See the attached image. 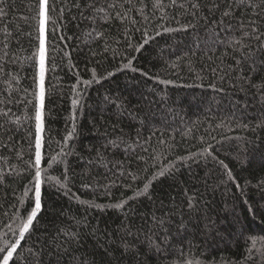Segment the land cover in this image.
Returning a JSON list of instances; mask_svg holds the SVG:
<instances>
[{
  "label": "trees",
  "instance_id": "16d2710c",
  "mask_svg": "<svg viewBox=\"0 0 264 264\" xmlns=\"http://www.w3.org/2000/svg\"><path fill=\"white\" fill-rule=\"evenodd\" d=\"M35 2L4 0L0 4V124L4 125L0 128V247L15 239L4 224L12 222L9 217L28 181L18 173L23 171L29 152V124L24 117L31 112L26 100L31 98L34 69L26 58L37 43L32 19ZM86 2L55 0L65 13L57 38L50 41L58 50L52 60L56 68L46 75V136L52 137L48 142L52 152L58 150L72 127L71 115L77 113V135L69 142L75 154L68 157L69 183L77 198L49 189L43 218L28 244L49 232L60 238L67 228L82 231L85 238L67 251L61 250L59 257L53 248L46 264H57L58 259L59 264H264V217L248 211L250 206L264 208V103L255 88L241 92L228 79V75L239 74L236 59L241 58L228 45L241 38L243 27L256 18L255 11L240 7L237 0L233 14L224 18L222 12L233 0H202V19L197 26L172 31L191 19L179 7L184 4L186 8L189 0H177L176 7L163 9H153L152 0H143V5L134 0L135 11L127 13V21L109 23L85 19L80 13L90 15L83 7ZM163 2L169 5V0ZM213 2L220 10L213 9L210 14ZM75 3L81 8L74 7ZM141 7L148 19L140 14ZM133 20L138 23H131ZM257 25L264 31V17L257 18ZM144 30L154 40L146 46L147 51L133 53L127 44L142 42ZM100 31L105 35L97 38L95 33ZM251 51L255 65L244 64V75L264 86V51L256 42ZM130 54L137 56L134 66L147 76L125 70L93 83L87 91L77 83V76L81 81L90 79L93 69L98 76L107 75V70L115 72ZM253 66L256 72L249 70ZM230 67L221 80L220 69ZM74 84L84 92L76 109L71 103L76 95ZM111 100L123 103L121 115L116 114ZM121 131L130 147L113 151L123 168L93 169L89 174L83 167L89 154L106 139L119 137ZM205 149L212 151L215 159L208 157ZM218 160L233 172L235 184L227 179ZM171 165L176 166L173 175L153 182L152 199L140 197L129 200L131 207H112L142 189L146 177L161 166ZM97 171L101 175L97 176ZM129 172L139 178L133 180ZM105 184L111 185L109 194H105ZM81 200L94 201L96 206L81 204ZM149 237L159 250H150ZM253 238L257 243L250 255ZM126 246L134 255L124 251Z\"/></svg>",
  "mask_w": 264,
  "mask_h": 264
},
{
  "label": "snow or ice",
  "instance_id": "6c2138e0",
  "mask_svg": "<svg viewBox=\"0 0 264 264\" xmlns=\"http://www.w3.org/2000/svg\"><path fill=\"white\" fill-rule=\"evenodd\" d=\"M138 2L143 5V0H138ZM3 3L4 0H0V4ZM236 3L237 0H233L232 3L228 4L227 10L222 12L224 18L233 14L232 9L236 6ZM238 3L240 7L253 9L256 18L250 19L247 26L243 27L240 39L228 45V47L232 48L234 52L240 53L241 58L236 59L237 67L235 70L239 74L228 75L231 67L229 70L220 69V72L223 73L220 75V79L223 80L225 75H228V79L233 83V87L241 92L247 93L249 89L255 88L256 91L260 93L261 102L264 103V91H262V87L264 86L253 83L251 76L244 75L245 69L243 67L244 64L249 63L255 65V60L253 59V53L251 51L253 42H256L260 51H264V43H262V41H264V31H261L257 25V18L264 17V0H250L249 3H246L245 0H238ZM121 5H124L123 11H121ZM73 6L77 9L81 8L80 3H75ZM151 6L153 9H163L168 6L176 7L177 0H169V5H165L163 0H152ZM83 7L90 15L86 16L84 11L80 14L84 16L85 19H90L97 23L99 20H103L104 23H109L111 20H120L121 22L127 21L129 19L127 13L130 10L135 11L134 0H102V2L101 0H87ZM179 7L184 9V14L186 16H191V19L187 21V24L181 25V29H172V31H187L189 28H195L197 22L202 19L199 16L202 7V0H196V2L189 0L186 8L184 4H180ZM213 9L219 11L220 5L213 2L212 7L209 8L210 14L213 12ZM33 11L34 15L32 19L36 22L35 32L37 43L34 46L35 50L32 52L31 57L26 58L30 59L31 67L34 71L32 77L31 98L26 100V105L31 106V112H26L24 117L29 124V152L23 171L18 173L19 175H26L28 181L23 186L22 196L18 199V205L14 206V211L9 217L12 222L4 224V227L11 232L15 239L11 242H5L4 245L0 247V264H46L45 258L49 256L53 248L56 250V255L59 257L61 250L67 251L68 247H71L73 243H78L80 239L85 238L82 231H69L65 228L61 232L60 238L53 237L49 232L44 235L43 239L36 237L32 244H28V241L33 240V237L38 231L36 224L43 218L42 213L46 206L44 197L48 194L49 189L53 190L56 194H62L65 197L71 196L74 199L77 198L69 183L71 169L68 160L70 155L75 154L72 151L69 142L77 135L75 124L77 113L73 112L71 115L70 121L72 122V127L67 129V134L63 137V140L59 142L58 150L55 152L51 151V145L48 142L52 137L46 136L48 131L46 127V100L48 97L46 75L49 70H55L56 65L52 60L58 51L55 44L50 43V41L57 38V27L64 17L65 8L63 6L57 8L55 0H52L51 3L50 0H36L33 5ZM0 14H3L2 8H0ZM140 14L144 16V19H148V17L144 15L143 7L140 8ZM173 18L175 17L173 16ZM161 19H164L163 15L161 16ZM177 22L179 23V21ZM219 22L223 23L224 21L221 20ZM131 23L135 24L138 22L133 20ZM241 23L243 24V22ZM100 26L102 27V25ZM165 31H168V29H165ZM29 35H31V33ZM89 35H92V33H89ZM95 35L99 38L103 37L105 33L100 31L96 32ZM156 35L158 36L160 33L157 31ZM58 38L61 40L65 39L63 36H59ZM152 40H154V37L144 30L142 31V42L136 45L129 42L127 48L131 49L133 53H142L143 51L148 50L146 46H148ZM5 47H7V44ZM225 55H228V53H225ZM136 59L137 56L130 54L126 58V63L118 66L115 72L107 70V75L98 76L95 69H93L90 79L81 81L80 77L77 76V83H82L84 91H87L93 83H100L101 80L114 78L117 73L125 70H131L133 73L140 72L142 76H147V72H143L134 66L133 61ZM261 63H264V61H261ZM249 70L251 72H256L257 68L253 66ZM261 80L264 81V74L261 75ZM160 83L167 84L170 83V81L161 80ZM73 91L76 95L73 97L71 103L73 109H76L83 99L84 92L80 91L75 84L73 85ZM105 100L108 101L109 97H105ZM117 100H120V98L118 97ZM117 100H111L110 102L118 110L116 114L121 115L125 110L124 105L122 102L117 103ZM3 115L7 117V113H3ZM17 120H19V118H17ZM259 126L260 125H258V127ZM3 127L4 125L0 124V128ZM243 127L247 128L248 125H243ZM124 135L123 131H121L120 136L116 139H106L102 144H99L96 147L94 154H89V158L83 165V167L89 170V174L93 169L113 171V169L116 168H123V164L118 159H115V152L113 150H118L121 146L130 147V145H127V141L124 140ZM137 136H140L139 132H137ZM110 151H113L112 157L109 156ZM205 152L208 157H213V159H215L212 151L205 149ZM20 158L23 159V156L21 155ZM82 159L83 156L78 157V161ZM217 163L224 170L227 179L235 184L236 177L233 175V172L229 169L228 165L225 164L223 160H218ZM175 167V165L169 167L161 166L156 172H153L151 176L146 177V182L143 183L142 189L134 190L131 197L120 200L113 204L112 207L115 209H123L125 205L131 207L128 203L129 200H138L140 197L152 199L151 189L153 187V182L159 180L161 177L173 175ZM55 174L59 175L57 176ZM113 174L115 173L113 172ZM96 175L99 176L101 173L97 171ZM104 175L106 177L107 173L105 172ZM121 175H124V173L122 172ZM128 175L131 176L133 180L139 178L138 175H134L131 172H129ZM112 183L114 184L115 181ZM261 184H264V179L261 180ZM84 186L88 188L93 187L91 184H85ZM236 186L240 187L239 184ZM103 187L105 189V194H109L111 185L105 184ZM241 191H243V189H241ZM80 203H87L90 207L96 206L94 201L88 202L81 200ZM188 206H192L191 201H189ZM248 211L254 215L264 217V208L250 206ZM154 219L156 218L154 217ZM77 223H79V221H77ZM159 223L163 224L164 221L160 219ZM57 231L60 232V229H57ZM127 231L128 234H131L130 230ZM5 234L7 235V232ZM165 240H167V236H165ZM256 243V240L253 238L252 247L248 249L250 255L252 254L253 248L256 247ZM26 245L27 247H25ZM149 245L150 250L152 247L159 250V245L152 244L150 237ZM257 250L259 251V249ZM124 251L129 255H134V253L131 252L130 246H126ZM262 255H264V253H262ZM57 264H59V259L57 260ZM109 264H111V262H109Z\"/></svg>",
  "mask_w": 264,
  "mask_h": 264
}]
</instances>
